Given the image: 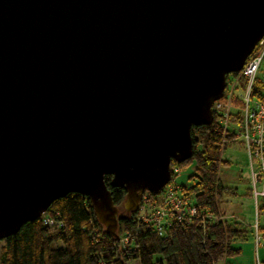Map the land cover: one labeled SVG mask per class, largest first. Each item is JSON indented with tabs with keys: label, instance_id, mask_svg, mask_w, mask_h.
Masks as SVG:
<instances>
[{
	"label": "water",
	"instance_id": "water-1",
	"mask_svg": "<svg viewBox=\"0 0 264 264\" xmlns=\"http://www.w3.org/2000/svg\"><path fill=\"white\" fill-rule=\"evenodd\" d=\"M263 35L264 0H0V239L69 192L118 236L105 175L161 193Z\"/></svg>",
	"mask_w": 264,
	"mask_h": 264
},
{
	"label": "trees",
	"instance_id": "trees-1",
	"mask_svg": "<svg viewBox=\"0 0 264 264\" xmlns=\"http://www.w3.org/2000/svg\"><path fill=\"white\" fill-rule=\"evenodd\" d=\"M191 133L193 155L181 163L172 159L171 167L193 162L194 171L189 175L193 181L181 184L195 197L197 214L208 209L217 212L219 195L225 189L219 177L222 129L217 116L209 124L193 125ZM105 181L119 209L118 236L98 220L87 196L69 192L55 199L42 216L0 239V264H216L224 258L230 264L228 258L242 251L235 243L250 236L251 230L238 220L210 221L200 216L191 221L174 220L161 235L137 211L126 212V190L113 186L111 175H105ZM144 195L148 199L142 198L143 205L157 197L148 191ZM44 215L63 224L47 225ZM128 232L131 235L125 242L122 238Z\"/></svg>",
	"mask_w": 264,
	"mask_h": 264
},
{
	"label": "rangeland",
	"instance_id": "rangeland-1",
	"mask_svg": "<svg viewBox=\"0 0 264 264\" xmlns=\"http://www.w3.org/2000/svg\"><path fill=\"white\" fill-rule=\"evenodd\" d=\"M233 82L236 83L233 84ZM237 84L238 88H236ZM242 84L243 78L239 75L235 79L230 78L229 80V85L230 87H234V89H236V94H240L242 92ZM239 102L240 100L236 98L232 102L234 105L231 104V108L234 109V113H237L240 110L241 102ZM221 103L223 105L219 110L224 112L229 106V102L224 100V98L216 100L213 103V106L216 107ZM217 120L220 121L218 116ZM229 120L231 121V127H234L238 130V123H240L238 122V119L232 117L229 118ZM219 144L221 146L222 154V162L219 166V177L225 189L222 191V194L219 195L217 212H213L212 210L208 209L206 211H202L201 214H196L199 211L196 205L195 197L191 194H187L186 190L181 184L182 182L187 183L193 181V179L189 177V175L194 171L195 165L193 162L183 166L176 165L175 167H171L172 178L168 182L172 188L171 200L173 205H177L180 198L183 201V204H185V206H183V210H186L189 212V214H192V218L195 216H200L202 220H206V218H208L210 221L215 219V221L224 219L238 220L241 222L243 227L247 226L251 230L250 236L246 240H240L235 243L236 246H240L242 248V251L239 255L228 258V261L230 264H254L256 253L254 232L256 227L264 230V206L262 205V201H264V199L260 198L261 200H256L253 194L250 159L247 146L244 143L242 137L235 133L222 131V137ZM156 196V198L144 203V205L143 201L141 200L140 208L137 210V214H140L141 216L145 215L146 217L156 207H162L168 202V200H165L166 197L164 198L160 193ZM143 197L148 199V197L145 195ZM192 209L194 210L191 213ZM1 244L2 241H0V245ZM260 257L262 264H264V248H260ZM226 263L227 259L224 258L216 264Z\"/></svg>",
	"mask_w": 264,
	"mask_h": 264
},
{
	"label": "built area",
	"instance_id": "built-area-1",
	"mask_svg": "<svg viewBox=\"0 0 264 264\" xmlns=\"http://www.w3.org/2000/svg\"><path fill=\"white\" fill-rule=\"evenodd\" d=\"M240 74V77L243 78L242 92L236 94L234 87H230L220 98H224V100L229 102L227 110L224 112L219 110L223 105L222 103L216 107L213 106V110L214 113L219 115V122L223 131L238 134L246 144L250 159L253 194L256 200H261L260 198L264 199V35L257 42L253 52L248 56L240 70ZM235 83L233 82V84ZM236 88H238V84ZM236 98L240 100L241 104L240 111L234 114L231 104L234 105L232 102ZM238 113L240 114V119L237 118ZM232 117H235L240 122L238 130L230 125L231 121L229 118ZM171 192V185L167 183L160 194L164 198L166 197L165 200H168V202L162 207H156L146 217L144 214V216L139 214V218L151 222L155 230L161 235L165 234L166 227L172 221H191L193 219L192 214L183 210L185 204L180 198L179 203L173 205ZM262 202L264 203V201ZM193 210H191V213ZM43 221L50 226L63 224L62 220H54L48 215H44ZM130 235L128 232L122 240L128 241ZM254 239L256 246L254 264H262L260 248H264V230L256 227Z\"/></svg>",
	"mask_w": 264,
	"mask_h": 264
},
{
	"label": "bare ground",
	"instance_id": "bare-ground-1",
	"mask_svg": "<svg viewBox=\"0 0 264 264\" xmlns=\"http://www.w3.org/2000/svg\"><path fill=\"white\" fill-rule=\"evenodd\" d=\"M232 73H234V72H230V73L227 74V78H226V86H225V90H224V92L230 88V85H229V80H230V78H234V79H235L236 77H238V75H239V76L241 75V74H240V71H239V72H235V73H237V75H233ZM228 77H230V78H228ZM235 90H236V89H235ZM232 110H234V109L232 108ZM239 111H240V110H239ZM239 111H238V112H239ZM234 114H236V113H234ZM215 115L219 117L218 113H214V118H215ZM237 118L240 119V114H239V113L237 114ZM218 121H219V120H218ZM230 123H231V122H230ZM219 124H220V122H219ZM238 124L240 125V123H238ZM230 125H231V124H230ZM220 127H221V129H222L221 124H220ZM222 131H223V129H222ZM223 132H224V131H223ZM221 159H222V154H221Z\"/></svg>",
	"mask_w": 264,
	"mask_h": 264
}]
</instances>
